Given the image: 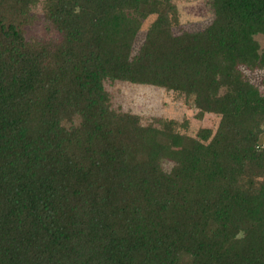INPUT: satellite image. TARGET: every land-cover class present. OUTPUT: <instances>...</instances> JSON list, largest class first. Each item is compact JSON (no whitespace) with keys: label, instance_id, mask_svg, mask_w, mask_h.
<instances>
[{"label":"trees","instance_id":"obj_1","mask_svg":"<svg viewBox=\"0 0 264 264\" xmlns=\"http://www.w3.org/2000/svg\"><path fill=\"white\" fill-rule=\"evenodd\" d=\"M207 5L174 32L171 0H0V264H264V0ZM116 80L218 127L142 124Z\"/></svg>","mask_w":264,"mask_h":264},{"label":"rangeland","instance_id":"obj_2","mask_svg":"<svg viewBox=\"0 0 264 264\" xmlns=\"http://www.w3.org/2000/svg\"><path fill=\"white\" fill-rule=\"evenodd\" d=\"M208 0H171L174 6V14L177 21L174 32L181 30H196L208 25L212 19L207 5ZM155 18L149 16L142 24L135 44L138 45L144 37L147 27ZM54 33L46 32L45 25L37 21L31 27L26 28L28 38L40 39L53 36ZM260 47H264V38L257 36ZM247 78L264 91V70L245 72ZM105 89L110 93V101L113 109L138 115L142 124H150L157 120H173L175 129L179 133L194 136L201 128H207L215 133L220 116L214 113H205L201 119L197 118L198 107L192 98L187 101L183 96L163 88L131 84L125 81H107ZM264 147V146H263ZM170 162H163V168L169 169Z\"/></svg>","mask_w":264,"mask_h":264}]
</instances>
